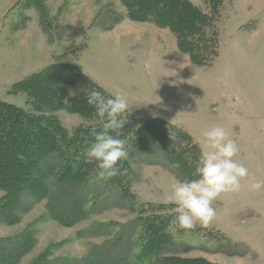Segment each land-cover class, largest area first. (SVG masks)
Wrapping results in <instances>:
<instances>
[{"label":"rangeland","instance_id":"obj_1","mask_svg":"<svg viewBox=\"0 0 264 264\" xmlns=\"http://www.w3.org/2000/svg\"><path fill=\"white\" fill-rule=\"evenodd\" d=\"M189 1L209 12L204 0ZM236 1L225 0L221 12L218 58L211 66L200 67L179 49L172 31L133 21L121 0H45L51 22L47 32L40 23L38 7L28 5L27 0H0L1 101L30 111L26 95L10 94L14 85L52 63L63 62L79 68L109 94L125 95L128 111L140 122L166 121L189 133L204 151L203 133L219 125L238 145L235 159L248 168L249 177L241 180L238 192L221 193L213 201L216 216L207 226L172 231L174 244L162 256L203 258L216 264H264V245L258 242L264 237V204L253 206L255 199L264 198V187L250 188L253 180L264 181V136H260L264 130V45L258 43L251 49L248 39L235 35L236 25L244 19L234 14ZM77 16L80 19L74 18ZM27 47H34L35 54ZM43 47L46 57L52 59L39 66L45 55H37V60L36 50L41 52ZM55 115L70 131L89 123L66 111ZM134 167L137 208L173 204L167 200V181L177 177L162 148L147 145ZM4 195L0 190V199ZM67 199L71 204L70 195ZM46 202H25L26 209L15 225L0 222V239L18 238L27 229L34 233L36 245L18 264H32L51 245L53 264L77 262L99 241L80 239V231L96 222L127 224L136 217V212L116 207L65 227L49 217ZM249 210L259 217H250L245 213ZM166 212L172 219L176 215L175 208ZM187 245L194 247L186 252Z\"/></svg>","mask_w":264,"mask_h":264},{"label":"trees","instance_id":"obj_2","mask_svg":"<svg viewBox=\"0 0 264 264\" xmlns=\"http://www.w3.org/2000/svg\"><path fill=\"white\" fill-rule=\"evenodd\" d=\"M204 1L209 12L189 0H121L133 21L172 31L179 49L200 67L211 66L219 55V20L225 4V0ZM27 4L38 7L40 23L47 32L51 22L45 0H27ZM93 90L111 95L79 68L54 63L15 84L10 91L26 95L30 111L0 100V190L5 192L0 199V222L15 225L27 204L44 200L49 217L65 227L80 224L87 216L123 207L136 212V217L127 224L96 222L90 229L80 231V239L99 241L79 261L65 263L216 264L203 258L162 256L174 244L172 231L177 228L171 224L172 214L165 213L175 205L142 204L137 208L133 190L137 178L134 162L147 145L154 143L165 151L180 180L194 178L195 162L202 152L200 145L177 126L160 119L140 122L127 111V124L119 138L128 156L118 162L117 176L100 178L96 162L85 157L94 139L92 129L102 128L94 107L87 102ZM59 111L78 115L89 123L70 131L55 115ZM69 195L71 204L70 199L66 201ZM35 243L30 229L18 238L0 239V264H18ZM193 247L187 245L185 251ZM51 249L53 245L32 264H53L56 260H50Z\"/></svg>","mask_w":264,"mask_h":264},{"label":"clouds","instance_id":"obj_3","mask_svg":"<svg viewBox=\"0 0 264 264\" xmlns=\"http://www.w3.org/2000/svg\"><path fill=\"white\" fill-rule=\"evenodd\" d=\"M87 102L94 107L102 128L92 129L90 135L94 139L85 157L96 162L100 178L115 177L120 172L118 162L128 156L124 141L119 138L127 124V98L119 92L105 96L93 90ZM170 135L174 139V134ZM203 136L207 150L195 162L194 178L176 179L168 189L167 200L175 205L176 212L171 224L181 230H194L197 224L207 226L216 216L213 201L221 193L238 192L241 180L249 177L248 168L235 159L238 145L223 126H213ZM262 187L264 181L250 183L252 190Z\"/></svg>","mask_w":264,"mask_h":264},{"label":"crops","instance_id":"obj_4","mask_svg":"<svg viewBox=\"0 0 264 264\" xmlns=\"http://www.w3.org/2000/svg\"><path fill=\"white\" fill-rule=\"evenodd\" d=\"M46 1H47V3H48V1L50 2V0H46ZM51 3H53V2H51ZM234 9H235L234 14H237L238 16L241 15L242 18H244L241 23L236 25L235 35L239 36V38L248 39V41L250 42V48L251 49L254 48L256 45H258V43H260L261 46L264 45V0H237L234 4ZM78 16L74 17V18L80 19V17H78ZM36 31L38 33V30H36ZM38 35H39V33H38ZM220 36H221V34H220ZM42 37H44V36H42ZM32 40H33V38H32ZM38 41L41 42V39L38 38ZM33 48L34 47H29V48L27 47V51L29 53H31L32 55L35 54V49H33ZM22 49L25 50V52H26L25 47H22ZM220 49H221V40H220ZM46 51H47L46 48H44L41 52L36 50L35 58L37 60H38L37 55H41V57H43L45 55L44 61L39 63V66H40V64H45L52 59V57H50V58L46 57L47 56ZM219 53H220V50H219ZM58 63H63V62H58ZM52 64H54V63H52ZM251 120H253V119H251ZM218 123L220 124V122H217V124ZM260 136L261 137L264 136V130L260 132ZM261 145L264 146V140H261ZM201 149H202V147H201ZM202 151H204V150L202 149ZM261 152H264V147L261 148ZM166 181H167V179H166ZM174 181H175V178H173L172 180H168L167 183H169V185H170ZM262 203L264 204V198H262L260 196L259 198L255 199V205L253 202V206H257L258 204L260 206H262ZM245 213L249 214L250 217H254V216L259 217L258 213L254 210H249V211H246ZM258 242H260L261 245H264V237L260 238Z\"/></svg>","mask_w":264,"mask_h":264},{"label":"bare ground","instance_id":"obj_5","mask_svg":"<svg viewBox=\"0 0 264 264\" xmlns=\"http://www.w3.org/2000/svg\"><path fill=\"white\" fill-rule=\"evenodd\" d=\"M68 200V199H67Z\"/></svg>","mask_w":264,"mask_h":264}]
</instances>
